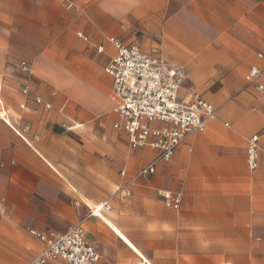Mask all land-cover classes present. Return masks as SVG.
<instances>
[{"label": "crops", "instance_id": "0c3cea01", "mask_svg": "<svg viewBox=\"0 0 264 264\" xmlns=\"http://www.w3.org/2000/svg\"><path fill=\"white\" fill-rule=\"evenodd\" d=\"M26 19L29 38L7 24ZM114 41L182 68L179 96L216 111L136 181L158 154L115 128ZM2 56L0 264H33L39 235L77 225L97 264H264V73L248 81L264 72V0H0ZM161 191L182 194L180 209ZM88 202L110 208L93 215Z\"/></svg>", "mask_w": 264, "mask_h": 264}, {"label": "built area", "instance_id": "2783aa9c", "mask_svg": "<svg viewBox=\"0 0 264 264\" xmlns=\"http://www.w3.org/2000/svg\"><path fill=\"white\" fill-rule=\"evenodd\" d=\"M79 37L88 41L81 34ZM114 45L117 54L107 72L113 79V93L117 99L119 122L115 128L127 134L133 150L149 148L158 154L156 160L138 173L134 179L136 181L155 174L158 162L171 161L189 135L206 129L207 123L215 118L216 111L199 94L193 95L191 100L179 96L185 77L182 68H167L161 61L144 55L136 45H125L118 41H114ZM22 67L25 71H31L28 63H22ZM263 73L258 67H252L248 81L256 84ZM256 88L264 92L262 85H256ZM24 93L27 94L28 90ZM259 142L258 134L247 142V161L252 170L258 168ZM159 195L168 207L180 209L182 194L161 191ZM109 208L106 203L96 207L92 214H100L103 209ZM39 238L46 248L33 264H45L55 259L64 260L67 264H97L99 260L96 249L86 241L82 225L64 234L50 233L39 235Z\"/></svg>", "mask_w": 264, "mask_h": 264}, {"label": "rangeland", "instance_id": "374dc122", "mask_svg": "<svg viewBox=\"0 0 264 264\" xmlns=\"http://www.w3.org/2000/svg\"><path fill=\"white\" fill-rule=\"evenodd\" d=\"M7 24L10 25L11 27L14 26V25H17V30L21 29V30L25 31V37H27V38L32 37V21L31 20L26 19L24 21H21V23L9 22ZM20 48H25V47H20ZM0 59L3 60V61H11V59L9 57L5 58V57L2 56ZM19 62H21V61H19ZM88 204L91 207V209L93 207H95L90 202H88Z\"/></svg>", "mask_w": 264, "mask_h": 264}, {"label": "bare ground", "instance_id": "6f19581e", "mask_svg": "<svg viewBox=\"0 0 264 264\" xmlns=\"http://www.w3.org/2000/svg\"><path fill=\"white\" fill-rule=\"evenodd\" d=\"M94 210V212L96 211V207L93 209Z\"/></svg>", "mask_w": 264, "mask_h": 264}]
</instances>
